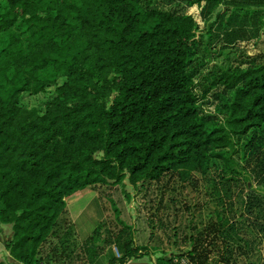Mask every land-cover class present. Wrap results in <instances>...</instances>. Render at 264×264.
Segmentation results:
<instances>
[{
	"label": "trees",
	"instance_id": "trees-1",
	"mask_svg": "<svg viewBox=\"0 0 264 264\" xmlns=\"http://www.w3.org/2000/svg\"><path fill=\"white\" fill-rule=\"evenodd\" d=\"M157 1L0 0V233L11 228L6 250L18 264H93L104 254L101 223L76 243L67 199L78 192H144L195 175L217 216L156 264L236 263V222L258 202L241 188L236 195L245 178L237 161L248 158L249 176L264 185V51L215 59L242 42L226 45L224 34H238L243 19L264 31V0H189L202 30ZM53 88L43 111L23 105ZM119 225L111 235L120 256L108 264L152 256L132 226Z\"/></svg>",
	"mask_w": 264,
	"mask_h": 264
},
{
	"label": "rangeland",
	"instance_id": "rangeland-1",
	"mask_svg": "<svg viewBox=\"0 0 264 264\" xmlns=\"http://www.w3.org/2000/svg\"><path fill=\"white\" fill-rule=\"evenodd\" d=\"M153 4H157L162 10L190 14L195 18L199 28L201 30L204 28L201 8L190 6L189 0H158ZM242 21L248 24L236 27L238 34L233 36L224 34L226 45L230 44L233 41L232 37L237 35L242 37L240 40L242 42L232 50L223 51L222 56L215 59V63L224 64L227 61H234L242 53L252 55L264 51V31L261 35L251 21L244 19ZM223 44V42L219 43V47L221 48ZM54 91L53 88L39 96L26 95L22 103L29 108H38L43 111L45 104L54 96ZM204 110L206 113H212L214 106L205 105ZM237 163L238 170L244 173L245 178L241 180L239 187L234 186L236 195L241 188L242 197L249 192L258 199V202H255L253 214L245 213L247 217L245 219L249 221L245 223L244 219H238L239 213L243 212L239 204L240 198L235 200V209L238 213L236 223H241L238 224L241 227L238 229L239 233H233V244L241 248L235 256V264H264V185H259L249 176L248 158L238 160ZM208 189L207 183L198 175L187 182H182L178 178L164 179L161 183L149 185L144 192H137L131 187L124 190L121 186L97 185L67 199L68 218L74 224L76 237L77 235L79 237V239L76 238L78 246L82 244V240L90 237L101 223L103 228L100 245L105 249L104 252L114 251V248L113 254H120L112 245L111 234L120 229L119 219H121L134 228L135 239L139 245H149L156 258L167 259L170 255L189 248V244L184 239L186 234L194 232L192 228L196 226L197 229H201L211 217L217 216L216 205L209 197ZM116 209L121 213L120 217L116 215ZM11 235L10 227H4L0 233V261L6 264H17L6 250L7 241ZM113 254L104 256L102 261L108 263ZM51 260L54 264L64 262L63 259L59 263L58 258Z\"/></svg>",
	"mask_w": 264,
	"mask_h": 264
},
{
	"label": "crops",
	"instance_id": "crops-1",
	"mask_svg": "<svg viewBox=\"0 0 264 264\" xmlns=\"http://www.w3.org/2000/svg\"><path fill=\"white\" fill-rule=\"evenodd\" d=\"M73 221H74V223H75V220L73 219ZM77 237H78V235H77ZM89 238V237H88ZM78 239H79V237H78ZM87 239V238H86ZM86 239H84V240H86ZM84 240H82L81 242H83ZM141 245V244H140ZM113 250L115 251V249L113 248ZM114 251H106V252H104V254L103 255H101L98 259H97V261L96 262H94L93 264H108V263H106L105 261H102V260H104V256H109V254H113V252ZM115 256L116 257H119L120 256V254H115ZM156 255H154V252H153V254H152V256L151 257H144V258H142V259H140V260H132V261H130L128 264H156ZM18 264V263H17ZM81 264V263H80ZM83 264V263H82Z\"/></svg>",
	"mask_w": 264,
	"mask_h": 264
},
{
	"label": "built area",
	"instance_id": "built-area-1",
	"mask_svg": "<svg viewBox=\"0 0 264 264\" xmlns=\"http://www.w3.org/2000/svg\"><path fill=\"white\" fill-rule=\"evenodd\" d=\"M172 264H192L187 258H175Z\"/></svg>",
	"mask_w": 264,
	"mask_h": 264
}]
</instances>
